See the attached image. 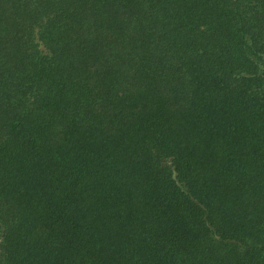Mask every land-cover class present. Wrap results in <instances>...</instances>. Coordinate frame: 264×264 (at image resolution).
<instances>
[{
  "label": "trees",
  "instance_id": "16d2710c",
  "mask_svg": "<svg viewBox=\"0 0 264 264\" xmlns=\"http://www.w3.org/2000/svg\"><path fill=\"white\" fill-rule=\"evenodd\" d=\"M0 264H264V0H0Z\"/></svg>",
  "mask_w": 264,
  "mask_h": 264
}]
</instances>
